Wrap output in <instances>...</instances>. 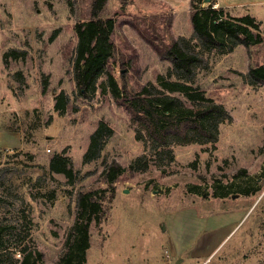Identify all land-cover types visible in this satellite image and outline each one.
Instances as JSON below:
<instances>
[{"label":"rangeland","instance_id":"1","mask_svg":"<svg viewBox=\"0 0 264 264\" xmlns=\"http://www.w3.org/2000/svg\"><path fill=\"white\" fill-rule=\"evenodd\" d=\"M211 1L233 22L260 21L250 31L262 41L202 45L190 0H107L102 10L112 19L108 66L119 87L154 85L188 105L163 87L179 81L227 113L216 114L213 139L158 145L115 102L106 72L88 96L76 90L74 26L89 19L92 0H0V264H66L80 191H94L100 205L81 264H264V84L247 77L249 66L264 65V0ZM173 39L200 59L190 79L161 57ZM10 49L25 54L6 61ZM61 90L63 113L54 110ZM100 120L113 133L83 162ZM55 153L69 158L72 182L50 170ZM112 160L125 170L110 184L102 171ZM73 255L77 264L76 247Z\"/></svg>","mask_w":264,"mask_h":264},{"label":"trees","instance_id":"2","mask_svg":"<svg viewBox=\"0 0 264 264\" xmlns=\"http://www.w3.org/2000/svg\"><path fill=\"white\" fill-rule=\"evenodd\" d=\"M195 1L190 0V21L193 32L202 45L228 46V49H232L233 46L242 44L248 48L251 43L262 41L260 35L253 36L250 31L251 28H258L260 23L253 16L246 14L234 18L233 22L227 18L224 7L214 6L211 0L206 7L195 6ZM106 2L107 0H92L89 19L78 21L74 26L77 44L73 58V76L78 94L88 96L94 89L96 79L106 72L113 99L128 112L133 122L144 129L153 143L165 145L173 140L193 142L215 138L216 126L223 120V117L218 118L216 114L227 113L221 105L205 97L202 90L179 81H167L163 84V87L170 92L174 90L180 92L190 102L187 105L180 96L166 94L154 85H142L137 91L129 90L125 79L120 87L117 85L108 66L109 58L115 52V45L110 38L112 19L101 15ZM23 54L25 53L10 49L3 57L7 61L9 56L16 59ZM161 57L169 59L173 72H176L179 78L182 76L185 79H190L194 66L200 61L193 52L184 49L176 39L171 41L166 53H162ZM247 77L250 84H264V65L249 66ZM197 101H200V104H197ZM203 101L207 103L202 104ZM68 102L67 94L63 90L59 91L54 96V110L63 113ZM210 118H214L211 124L208 123ZM112 133L113 129L107 122L100 120L89 136V144L82 157L83 162L97 158ZM263 148L264 146L260 150ZM49 168L51 171L63 174L71 182L75 179L76 171L65 155L53 154L49 159ZM124 170L125 167L112 160L104 167L102 174L105 181L111 184ZM238 172H245V169H239ZM94 194V191L78 193L75 221L70 229V237L75 236L78 239L74 242L72 240L71 243L69 239L67 241V248L61 259L66 264H70L73 259L74 247L78 250V254H81L77 256V264L85 260L89 225L91 221L97 220L93 213L100 208L98 201L92 197ZM19 264H28V258L24 257Z\"/></svg>","mask_w":264,"mask_h":264},{"label":"crops","instance_id":"3","mask_svg":"<svg viewBox=\"0 0 264 264\" xmlns=\"http://www.w3.org/2000/svg\"><path fill=\"white\" fill-rule=\"evenodd\" d=\"M5 133H6V132H5ZM5 133L1 131V132H0V136H1V135H4ZM0 138H1V137H0Z\"/></svg>","mask_w":264,"mask_h":264},{"label":"built area","instance_id":"4","mask_svg":"<svg viewBox=\"0 0 264 264\" xmlns=\"http://www.w3.org/2000/svg\"><path fill=\"white\" fill-rule=\"evenodd\" d=\"M215 6V5H214Z\"/></svg>","mask_w":264,"mask_h":264}]
</instances>
